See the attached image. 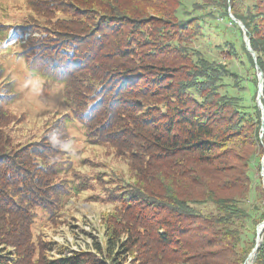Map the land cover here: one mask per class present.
<instances>
[{"label": "trees", "instance_id": "1", "mask_svg": "<svg viewBox=\"0 0 264 264\" xmlns=\"http://www.w3.org/2000/svg\"><path fill=\"white\" fill-rule=\"evenodd\" d=\"M26 11L11 40L28 35L18 56L63 85L69 111L21 139L27 116L0 71V264H264V231L247 261L264 221L258 71L230 17L264 74V0H26ZM208 29L226 39L222 61L195 46ZM73 122L126 170L76 171ZM86 190L113 206L102 241L56 257L38 223L59 227Z\"/></svg>", "mask_w": 264, "mask_h": 264}, {"label": "rangeland", "instance_id": "2", "mask_svg": "<svg viewBox=\"0 0 264 264\" xmlns=\"http://www.w3.org/2000/svg\"><path fill=\"white\" fill-rule=\"evenodd\" d=\"M193 1L185 0L189 7ZM26 15V0H0V71L4 77L15 80L18 99L11 105V109L13 112L23 111L27 116V121L15 131L18 137L29 141L33 139L31 128L39 125L49 114L68 112L69 107L63 85L30 72L26 61L18 56L21 43L24 42L23 38L28 35L21 40L19 38L11 40L12 25L22 21ZM213 31L208 29L206 37L195 46L211 60L222 61L218 47L223 45L226 39L217 31ZM229 37L231 38V35ZM232 67L237 69L239 65L233 63ZM70 130L75 137L71 156L76 171L82 175L92 176L98 163V169L102 172H109L111 169L126 170V166L119 159L111 158L100 147L89 146L85 142V131L77 122L71 123ZM73 176L69 174V178ZM76 183L74 179L72 186ZM78 193L76 197L67 201L66 222L56 229L52 226L45 227L42 221L38 223L36 232H42L49 241L58 243L53 252L56 257L59 256L58 251L63 250V255L69 256L74 252L85 250L94 240L102 241L105 228L103 214L110 211L113 206L102 200L92 202L88 199L92 195L89 190Z\"/></svg>", "mask_w": 264, "mask_h": 264}, {"label": "water", "instance_id": "3", "mask_svg": "<svg viewBox=\"0 0 264 264\" xmlns=\"http://www.w3.org/2000/svg\"><path fill=\"white\" fill-rule=\"evenodd\" d=\"M230 17L243 30L246 49L252 55V57L254 59V62L256 64V69L258 71V73H257V78H258V96H257V103H258L259 107L261 108V110L263 112V120H264V105L262 103V95H263V88H264V74L260 70L259 66L257 65V53L251 47L250 37L247 36V29H246L245 25L242 22L238 21L232 14L230 15ZM263 163L264 162H262V164ZM262 177H263V184H264V172H263V169H262ZM260 226H264V221L257 226V230H256L257 231L256 246L253 249L252 253L249 255V257L247 258V261H248V259L251 257V255L253 253H255V258H256L258 249L261 246V243H262V234H263L264 228H263V230H262V232L260 234V232H259V227ZM259 238H260V242H258ZM253 264H254V262H253Z\"/></svg>", "mask_w": 264, "mask_h": 264}]
</instances>
